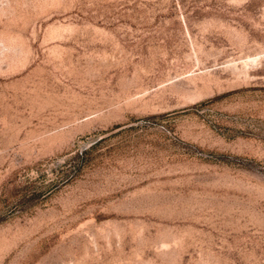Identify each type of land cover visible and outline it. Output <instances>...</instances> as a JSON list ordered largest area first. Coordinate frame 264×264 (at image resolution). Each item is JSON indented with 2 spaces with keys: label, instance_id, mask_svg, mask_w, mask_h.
<instances>
[{
  "label": "rangeland",
  "instance_id": "rangeland-1",
  "mask_svg": "<svg viewBox=\"0 0 264 264\" xmlns=\"http://www.w3.org/2000/svg\"><path fill=\"white\" fill-rule=\"evenodd\" d=\"M0 264H264V0H0Z\"/></svg>",
  "mask_w": 264,
  "mask_h": 264
}]
</instances>
